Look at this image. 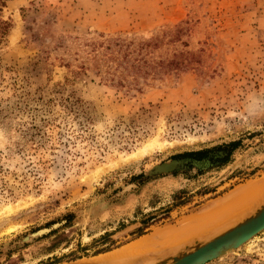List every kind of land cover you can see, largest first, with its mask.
Returning <instances> with one entry per match:
<instances>
[{"label":"rangeland","instance_id":"1","mask_svg":"<svg viewBox=\"0 0 264 264\" xmlns=\"http://www.w3.org/2000/svg\"><path fill=\"white\" fill-rule=\"evenodd\" d=\"M1 15L0 264H85L159 234L130 262L155 264L264 179V0H7ZM233 142L225 165L154 171ZM105 233L119 247L96 254ZM209 264H264V231Z\"/></svg>","mask_w":264,"mask_h":264},{"label":"bare ground","instance_id":"2","mask_svg":"<svg viewBox=\"0 0 264 264\" xmlns=\"http://www.w3.org/2000/svg\"><path fill=\"white\" fill-rule=\"evenodd\" d=\"M135 157H137V155ZM263 205L264 179L256 184H251L244 188L238 189L233 195L231 194V196H227L222 201L214 205H210V207L208 206L202 214L200 213L201 215L199 214V217H197L198 222L195 225L199 226L203 224V228L206 229L208 226L209 228L217 227L221 223H224V225H221L220 228H217V230L212 233L203 234L195 239L186 241L185 243L177 242V246L174 247V250H178L181 247L189 244L191 245L197 240H210L211 238L224 233L248 217L254 215ZM12 210V208L8 207L5 213H10ZM159 237L160 235L156 234L155 236L144 240L133 248L110 255L106 258V260L103 259L100 261H93L88 264H128L134 259L136 260V258H139V256H141L145 250L151 246V244L155 243Z\"/></svg>","mask_w":264,"mask_h":264},{"label":"water","instance_id":"3","mask_svg":"<svg viewBox=\"0 0 264 264\" xmlns=\"http://www.w3.org/2000/svg\"><path fill=\"white\" fill-rule=\"evenodd\" d=\"M221 156L222 154H219L212 158H221ZM189 164L201 168L213 166V162L210 159L203 161L174 160L170 163L156 166L154 171L157 173L176 172L179 169L188 168ZM263 231L264 205L254 215L210 240H197L191 245H186L178 250L170 249L168 253L173 254L155 264H209L229 253L241 249L245 244L257 237ZM89 262L90 261L85 264H88Z\"/></svg>","mask_w":264,"mask_h":264},{"label":"trees","instance_id":"4","mask_svg":"<svg viewBox=\"0 0 264 264\" xmlns=\"http://www.w3.org/2000/svg\"><path fill=\"white\" fill-rule=\"evenodd\" d=\"M7 0H0V44L4 41L6 36L8 35V32L11 28L10 23L4 21L2 19V9L6 6ZM173 64V63H171ZM239 143L233 142L228 145H222L220 147L214 148V149H204L200 151H192V152H187L182 155L177 156L180 159H188L190 161H203L206 159H210L213 161V158L211 156V153L213 151H222L224 156L221 158H218L214 164H217V166H222L228 163L232 157V154L234 151L238 148ZM192 167L193 165H189ZM186 176L189 177V173H185ZM191 177V176H190ZM211 192L214 191H209V189H205L201 194L202 195H207L210 194ZM176 204L175 206H184L188 202L185 197H181V194H178L175 196ZM167 216V214H165ZM158 217L151 215L149 217H146L145 219L142 220L143 227H140L137 229V231L134 233V236L136 238L142 237L147 233V231L154 225L152 222L157 220ZM169 217H164L163 219H168ZM113 234L111 233H105L104 236L101 238L103 241V248L99 249L96 254H102V253H107L112 251L113 249L118 248L117 243L113 240H111V236Z\"/></svg>","mask_w":264,"mask_h":264},{"label":"crops","instance_id":"5","mask_svg":"<svg viewBox=\"0 0 264 264\" xmlns=\"http://www.w3.org/2000/svg\"><path fill=\"white\" fill-rule=\"evenodd\" d=\"M230 194H231V193H230ZM230 194H229V195H230ZM229 195H228V196H229ZM226 197H227V196H226ZM224 198H225V197H224ZM220 225H221V224H220ZM201 227H202V228L204 227L203 224L201 225ZM207 228L210 229L211 227L209 228V226H208ZM204 229H205V228H204Z\"/></svg>","mask_w":264,"mask_h":264},{"label":"flooded vegetation","instance_id":"6","mask_svg":"<svg viewBox=\"0 0 264 264\" xmlns=\"http://www.w3.org/2000/svg\"><path fill=\"white\" fill-rule=\"evenodd\" d=\"M212 157H214V156H212ZM181 160H185V159H181ZM187 160V159H186ZM190 165V164H189ZM190 167V166H189ZM177 173V172H176Z\"/></svg>","mask_w":264,"mask_h":264}]
</instances>
